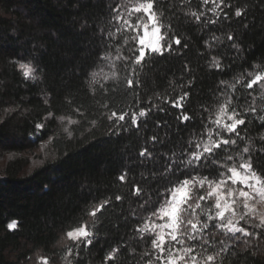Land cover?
<instances>
[{"label": "trees", "instance_id": "16d2710c", "mask_svg": "<svg viewBox=\"0 0 264 264\" xmlns=\"http://www.w3.org/2000/svg\"><path fill=\"white\" fill-rule=\"evenodd\" d=\"M123 3L0 0V264H42L41 257H47L48 264H147L150 256L145 253H151L154 237L136 229L154 208L141 205L145 200L156 203L157 189L184 178L180 172L161 175L166 163L162 154L178 159L189 141L199 139L204 124L215 118L218 104L223 103L221 92L232 97L229 111L235 109L246 121L238 129L244 139L237 138L229 153L235 155L248 146L254 166L264 174V154L254 151L264 148L260 140L264 122L259 120L264 116V90L258 85L246 88L247 73L264 71V0H223L219 18L209 11L215 5L202 0H155L167 40L179 37L181 44L173 43L162 56L150 54L136 66L140 86L131 90L125 78L133 65L115 59L118 54L131 55L122 46L123 36L107 37L118 27L112 9ZM236 9L243 15L235 16ZM193 13L204 15L197 22ZM229 34L233 41L227 40ZM109 52L111 59L100 61ZM213 57L222 71L209 67ZM29 61L37 68L36 81L26 80L17 68L18 62ZM98 65L118 77L104 84L107 94L99 84L90 86L89 74ZM184 92L189 96L183 112L165 102ZM253 106L256 114L245 115V109ZM141 108L149 112L139 118L138 129L129 118L119 134L109 132L113 125L106 115L112 110L128 109L130 116ZM183 114L191 120L181 124L178 117ZM68 118L78 123L70 125ZM37 124L44 127L37 129ZM153 135L155 144L150 140ZM145 147L158 162L142 164L138 153ZM224 155L218 151L217 158ZM215 172L208 166L200 175L212 178ZM125 173L121 183L118 177ZM135 185L142 189L139 197L132 194ZM117 195L120 201L115 200ZM105 200L109 203L91 217L92 209ZM13 220L17 227L9 230ZM81 224L90 226L94 239L76 249L65 233ZM240 226L252 235H233L210 226L203 240L186 241V246L195 244L194 254L201 262L213 255L210 264H264V228L244 221ZM68 247H73L72 256H67Z\"/></svg>", "mask_w": 264, "mask_h": 264}, {"label": "snow or ice", "instance_id": "6c2138e0", "mask_svg": "<svg viewBox=\"0 0 264 264\" xmlns=\"http://www.w3.org/2000/svg\"><path fill=\"white\" fill-rule=\"evenodd\" d=\"M204 4L212 3L215 6L209 11L214 13L218 18L220 13L217 9L223 3L216 0H202ZM229 7H231L229 5ZM223 11V9H221ZM112 19L116 22L114 32H108L107 37L115 39L117 34L123 36V45L128 48L130 56L118 54L116 60H124L126 63L133 65L131 74L125 78L127 89L131 90L134 87H139L136 77V66H140L150 54L164 55L165 51H171L173 43L177 46L181 44L179 37H173L169 42L167 40V32H164L165 26L160 22L161 15L155 11V0H125V3L118 4L112 9ZM195 16L197 22L201 20L203 13ZM243 15L241 9H236L235 16ZM225 18L228 14L224 13ZM135 18V23L132 22ZM208 23L215 24V20H209ZM171 27L170 25L168 26ZM141 29L143 34L141 35ZM130 34V35H129ZM151 35L152 39L146 42V38ZM215 39V37H214ZM228 41H233V36H227ZM167 43V47H165ZM187 44L184 47L187 48ZM237 52L240 51L238 46L233 43L231 45ZM121 46L116 47L117 53H120ZM111 59V53H105L100 56V61ZM209 67H213L218 71H222L223 67L216 57L212 58V63ZM18 70L26 80L36 81L40 77L37 75V68L29 61L18 62ZM90 86L99 84L102 91L107 94V89L104 84L111 80H117V74L112 71L111 74L104 72L103 67L97 66V70L90 74ZM250 77L246 81V88L253 89L258 85L264 90V71L249 72ZM103 81V83H101ZM237 80L236 83H240ZM227 82L221 81L222 85ZM235 91V85H231ZM189 96L188 92L178 96L175 100H166L170 102L173 108L183 112L184 100ZM220 98L223 103H219L215 110V118H208V122L204 124V129L199 135V139L189 141L188 147L184 148L178 159L164 155L166 163L163 166L161 175L175 174L180 172L183 179L177 178L170 181L169 187H164L162 190L157 189L155 192L156 203L150 204V200H145L141 207L151 206L154 210L149 214L147 220L142 227H138L136 231L148 233L154 238L151 239V253L146 252L145 256H150L147 264H210L215 257L207 255L203 262L198 260V253H195V244L186 246V241H197L204 239V233L210 226L223 230L225 233H240L244 237L251 236L252 233L247 228L241 227L240 222L244 221L255 228H264V174L257 170L259 167L254 166V156L250 152V148L245 146L241 152L232 155L229 149L237 145V138L243 140L244 137L238 131L241 125L246 123L244 116L240 112L233 109L229 111V106L232 104V97L227 96L223 92L220 93ZM108 105L105 104L104 107ZM155 107V106H154ZM163 111L162 108L159 109ZM80 113V109L75 110ZM149 109L141 108L139 112L123 109L119 112L112 110L106 115V119L113 125L109 132L119 134L123 129L124 123L130 118L131 125L139 128V118L146 117ZM256 107L245 109V115H255ZM82 115V113H80ZM52 113H49L51 116ZM239 117V118H238ZM61 121L65 117L59 118ZM181 124L191 120L187 114L178 117ZM259 120L264 122V116H260ZM68 124H77L78 121L71 118L67 119ZM95 124V121H92ZM43 124H37V129H42ZM160 127V123H157ZM68 135L71 132L65 129ZM228 138H225V136ZM236 137V138H233ZM153 144L157 142V137H150ZM264 141V135L260 137ZM218 151L225 153L222 159L218 157ZM264 154V148L256 149ZM138 156L142 164L145 161L156 163L158 162L147 147L142 148ZM175 156V153H173ZM247 157V158H245ZM211 166L216 172L212 178L208 175H200L202 168ZM191 169L195 174L188 170ZM155 179V174H151ZM121 183L126 180V173L118 177ZM132 194L136 197L141 196L142 189L139 185H135ZM121 196L115 197L116 201H120ZM210 202V203H209ZM109 202L103 201L98 206L94 207L89 215L93 218L98 212L105 207ZM207 204L208 206H205ZM201 217L205 219L202 220ZM258 221V223H256ZM215 222V223H213ZM9 230L17 227V221L13 220L7 225ZM68 241H71L73 247L79 249L81 245L87 247L93 243L94 233L90 230L88 224H81L79 227L70 228L65 233ZM73 247H68L67 256L73 255ZM115 252V250H113ZM78 255V252H77ZM67 258V257H66ZM113 254L109 253L106 259H112ZM42 264H48L47 257H41ZM71 264V261H69Z\"/></svg>", "mask_w": 264, "mask_h": 264}, {"label": "rangeland", "instance_id": "374dc122", "mask_svg": "<svg viewBox=\"0 0 264 264\" xmlns=\"http://www.w3.org/2000/svg\"><path fill=\"white\" fill-rule=\"evenodd\" d=\"M142 34H143V30H142ZM151 39H152V37H151V35H149V37L146 38V42H147L148 40H151ZM256 222H258V221H256Z\"/></svg>", "mask_w": 264, "mask_h": 264}]
</instances>
